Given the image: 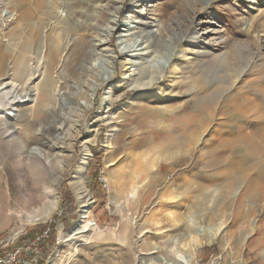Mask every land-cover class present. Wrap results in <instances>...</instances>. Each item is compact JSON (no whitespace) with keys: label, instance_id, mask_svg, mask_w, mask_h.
<instances>
[{"label":"rangeland","instance_id":"1","mask_svg":"<svg viewBox=\"0 0 264 264\" xmlns=\"http://www.w3.org/2000/svg\"><path fill=\"white\" fill-rule=\"evenodd\" d=\"M137 1L0 0V98L35 97L0 115V240L51 228L42 264H180L179 251L189 264H264V0ZM144 17L159 29L151 43ZM87 51L104 82L81 85L84 117L65 115L71 157L63 169L34 164L25 146L53 143L40 130L53 132L51 108L82 83ZM43 58L50 76L43 67L28 84ZM210 88L221 92L197 114ZM82 163L87 205L69 184ZM44 187L59 205L33 222L50 208Z\"/></svg>","mask_w":264,"mask_h":264},{"label":"bare ground","instance_id":"2","mask_svg":"<svg viewBox=\"0 0 264 264\" xmlns=\"http://www.w3.org/2000/svg\"><path fill=\"white\" fill-rule=\"evenodd\" d=\"M154 1L155 0H140V1L138 0L136 6H137V8H139V9L143 8L144 11H146L148 9V7L150 6V4H152ZM3 15H7V13L3 14ZM155 23H156V21L154 19H152V18L144 17L141 20V24H142V26H144V29H143V32H142L143 38H148L149 37L150 38V41H149L150 43L153 42V37L155 35H157V33L159 32L158 28H157V30H155ZM176 38H177L176 42H180L181 40H184L183 35H180V36L178 35ZM160 41L161 40L159 39L158 42H160ZM163 49H165V48H163ZM169 51H171V50H169ZM90 53L91 52H89V51L86 52L85 59H84L83 64H82V79H81L82 83L80 85H79L78 82L73 83V85H71V87H69V89L66 92L60 94L59 98H56V102H57L56 107L54 106V107L51 108V111H50L51 113L50 114H52L57 119L56 122L53 124V126H54L53 130H52L53 132H49V131L45 130L44 128H43V131L40 130V132L42 134H46L47 135V138L51 137V139L53 140V143H50L49 141L46 142V143H41V141L35 140L34 142H29L28 145H26V146H25V144H23L25 146V148H26L25 151L27 153H30V155L32 156V158H31L32 163H34V164L35 163H40V164H43V165L44 164L45 165L48 164L53 169L54 168L55 169H63V168L66 167V164L68 163V161H69V159L71 157V154H72V150H73V147H74V140L77 138L78 135L74 134V131H73V130L77 129V128H74V127H76V123H73L72 120L66 119L65 115H66L67 112H69L70 114L71 113H77V114L79 113L80 117H84L87 114V112L89 111V107L87 108V107L80 106L78 104V100H79L80 97L84 98V100H86L87 102H90L91 100H90V98L88 96V93H86V91L82 90L83 86H81V85H85V84L88 85L89 79H90V77H92L91 79H93L95 81V83H94L95 91L94 92H96V90L98 89V86L102 85V83L104 82V81L100 80L99 77L96 75V73H95L96 69L94 67H92V66H89L88 62H89V60L91 58V54ZM167 55L169 57L170 56V52H168ZM49 67H50L49 62L47 60H45V58L41 59L39 66L33 71L32 75L30 76V78L28 80V84L39 73H41V70H42L41 68H43L44 70L46 68V70H47L46 74H48L47 76H50L49 75L50 74ZM152 69H154V65H151L150 69H148L149 73L151 75H152ZM44 74H45V72H44ZM133 74L139 75L140 78H142V76L143 77L145 76V73H140V71L138 73H136V72L134 73V71H133ZM152 77H151V80H149L148 83H138L137 87H139L140 89L147 88L149 86L148 84L153 82V80H155ZM8 84H10V83H6L3 86V88H7ZM15 88H16V84L12 83V89L14 90ZM76 88H78V89H76ZM200 89H202V88H200ZM33 91L34 90H32L29 87V90L26 93H24L22 95H15V96L10 95L14 91L13 92H9V91L4 92L3 96L0 98V115L2 117H4V118H9L10 116H14V111L15 110L13 109V106L15 104H18V103H20V104L27 103L28 101L25 100L26 98H28L29 101L34 99L35 98L34 97V93L32 94ZM220 92L221 91H219L218 88H215V89L213 88V89L209 90V92L204 91L203 94H201V96L199 95L200 96L199 99L201 101H200L199 105H197V107L195 108L196 109V113L197 114L201 113L202 110L204 108H206V107L207 108H211L214 100L216 99V96ZM199 93H200V91H199ZM49 95L50 96H49L48 99L51 102H54L53 100L55 98H53L54 97L53 94L51 95V93H50ZM48 99H46V100H48ZM40 104H41V102H40ZM42 106H45V104L44 105L42 104L37 109H35V108L34 109L37 110L36 114L38 116H42L43 117V112H44L43 108L44 107H42ZM45 108H47V107L45 106ZM38 116L36 118H38ZM48 118L50 119V117H48ZM48 118H46L47 121L43 124V126L48 124V122H49ZM199 123H200V121H199ZM196 124H195V127L198 129L199 128V124L198 123H196ZM33 127H34V124H31V126L29 128V132L32 131ZM113 128L119 130L118 126H114ZM6 131L10 133V136H11L12 139L16 138L15 137L16 136L15 129L10 131L9 127H7ZM187 139H188V137H183L182 140H179L180 142H174V143H172V145H174L175 143L184 144V143H186ZM20 147L22 148L23 146L20 145ZM86 169H87V165L85 163L80 164L79 167L77 168L76 172H75V176L69 182V184L75 190V192L78 195V197L81 198L85 202V205H87V203L89 201L88 192L86 190L85 183H84V181L82 179V175L85 173ZM232 185H233V183H232ZM43 189H44V194L51 200L50 208H49V210L44 212L43 215L34 216L32 218L33 222L47 221L48 219H50V217L56 211V209L58 208V205H59V198L56 196L55 191L53 189H50V188H47V187H44ZM121 193H123V192H121ZM134 197H136V194L133 193L132 198H134ZM178 229H180V227ZM187 230L189 231V233H192V232L195 233L196 232L193 229H191L190 227H188ZM179 238H180L181 241H183V237L182 236H179ZM183 247H187V249H189V253L192 251V248H194V247H191L188 244H185V246H183ZM180 252L182 253V251L178 252L179 253L178 260L181 261L180 264H189V260L191 259L189 254H187L188 256H186L185 254H181Z\"/></svg>","mask_w":264,"mask_h":264},{"label":"built area","instance_id":"3","mask_svg":"<svg viewBox=\"0 0 264 264\" xmlns=\"http://www.w3.org/2000/svg\"><path fill=\"white\" fill-rule=\"evenodd\" d=\"M49 229L44 231L34 241L18 242L6 238L0 240V264H42L39 254L41 242L49 237Z\"/></svg>","mask_w":264,"mask_h":264},{"label":"trees","instance_id":"4","mask_svg":"<svg viewBox=\"0 0 264 264\" xmlns=\"http://www.w3.org/2000/svg\"><path fill=\"white\" fill-rule=\"evenodd\" d=\"M50 229V231H49V239L51 240V241H54V239H53V237H54V235H53V231H52V229L51 228H49ZM44 231H46V227H43L40 231H37V234H42ZM42 247L45 245V243L44 242H41V244H40Z\"/></svg>","mask_w":264,"mask_h":264}]
</instances>
